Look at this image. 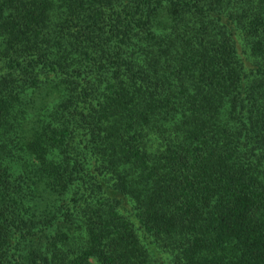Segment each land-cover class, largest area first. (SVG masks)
<instances>
[{
    "label": "trees",
    "instance_id": "obj_1",
    "mask_svg": "<svg viewBox=\"0 0 264 264\" xmlns=\"http://www.w3.org/2000/svg\"><path fill=\"white\" fill-rule=\"evenodd\" d=\"M0 264H264V0H0Z\"/></svg>",
    "mask_w": 264,
    "mask_h": 264
}]
</instances>
